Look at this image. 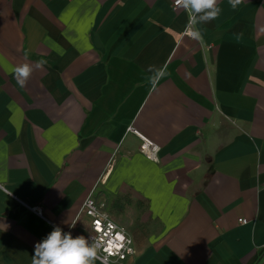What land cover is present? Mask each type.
<instances>
[{
	"label": "crops",
	"instance_id": "crops-1",
	"mask_svg": "<svg viewBox=\"0 0 264 264\" xmlns=\"http://www.w3.org/2000/svg\"><path fill=\"white\" fill-rule=\"evenodd\" d=\"M172 2L0 0V264L91 245L90 194L133 239L114 264H264V0H219L203 43Z\"/></svg>",
	"mask_w": 264,
	"mask_h": 264
},
{
	"label": "clouds",
	"instance_id": "clouds-1",
	"mask_svg": "<svg viewBox=\"0 0 264 264\" xmlns=\"http://www.w3.org/2000/svg\"><path fill=\"white\" fill-rule=\"evenodd\" d=\"M243 2L244 0H228L233 10ZM175 5L188 12L192 23L211 22L217 19L222 11L219 7V0H175ZM187 36L203 43V34L199 29L188 31ZM36 63L38 66H43L47 61L39 60ZM12 71L17 84L20 87H25L32 71L31 66L28 64L16 65ZM165 75H169V73L159 70L151 78L153 86L155 87ZM131 243L132 241L129 240L128 244ZM101 250L95 241L89 245L84 236L73 238L70 232H64L61 227L56 226L42 241L35 244L32 264H93L97 259H100V264H108L106 255L99 256ZM127 252L134 254L135 249L128 247Z\"/></svg>",
	"mask_w": 264,
	"mask_h": 264
},
{
	"label": "built area",
	"instance_id": "built-area-1",
	"mask_svg": "<svg viewBox=\"0 0 264 264\" xmlns=\"http://www.w3.org/2000/svg\"><path fill=\"white\" fill-rule=\"evenodd\" d=\"M172 6L174 8L178 7L175 5V0H173ZM191 24L192 21L189 20L184 34L187 35L188 31H193ZM127 130L139 137V152L146 158L157 161L159 146L132 126H129ZM30 209L36 214L41 215V210L38 206H32ZM81 213L86 215L89 220L87 237L90 244L94 241L97 243L98 248L102 249L101 252H99V256L103 257V255H106L108 257V264H113L110 261L111 258H113L114 262L119 261L122 263L127 257L133 256L136 253V250L134 254H129L127 252V248H134V245L133 239L131 235L128 234L125 227L118 224L106 210L105 206L102 203H98L91 194L84 199L81 206ZM238 222L246 224L248 220L245 218H238ZM129 240L132 241L131 244H128Z\"/></svg>",
	"mask_w": 264,
	"mask_h": 264
},
{
	"label": "rangeland",
	"instance_id": "rangeland-1",
	"mask_svg": "<svg viewBox=\"0 0 264 264\" xmlns=\"http://www.w3.org/2000/svg\"><path fill=\"white\" fill-rule=\"evenodd\" d=\"M146 230H148V229L146 228ZM110 261L114 264L113 258H111Z\"/></svg>",
	"mask_w": 264,
	"mask_h": 264
}]
</instances>
